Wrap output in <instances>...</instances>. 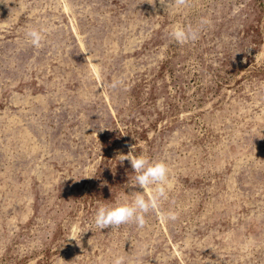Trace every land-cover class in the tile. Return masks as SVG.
Listing matches in <instances>:
<instances>
[{"label": "rangeland", "instance_id": "374dc122", "mask_svg": "<svg viewBox=\"0 0 264 264\" xmlns=\"http://www.w3.org/2000/svg\"><path fill=\"white\" fill-rule=\"evenodd\" d=\"M129 146L172 187L98 229L142 191ZM117 257L264 264V0H0V264Z\"/></svg>", "mask_w": 264, "mask_h": 264}, {"label": "clouds", "instance_id": "9594fccd", "mask_svg": "<svg viewBox=\"0 0 264 264\" xmlns=\"http://www.w3.org/2000/svg\"><path fill=\"white\" fill-rule=\"evenodd\" d=\"M175 3L184 5L187 0H175ZM207 22L202 21V23ZM170 35L173 40L180 44L198 39L196 30L192 28L186 29L180 25L174 26ZM27 36L30 38V43L37 48L41 46V42L44 39L41 32L37 30L28 31ZM133 149L134 146H129L128 154L119 155L118 157L120 162L128 161L133 173H135V184L130 187H138L142 191H131L129 195H126L127 199L123 203L99 207L94 217V223L98 229L119 227L128 223H136L138 227L142 228L146 223L145 214L158 209L161 200L167 199L168 190L172 187V182L169 178V168L166 163L163 161H151L142 154L135 155ZM145 192H148V198L145 197ZM162 216L171 220L177 218L174 212H168L162 214ZM78 231V227L74 228V233ZM112 264H125L124 257L115 258Z\"/></svg>", "mask_w": 264, "mask_h": 264}]
</instances>
